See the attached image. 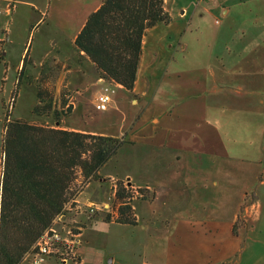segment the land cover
Wrapping results in <instances>:
<instances>
[{
    "label": "crops",
    "instance_id": "0c3cea01",
    "mask_svg": "<svg viewBox=\"0 0 264 264\" xmlns=\"http://www.w3.org/2000/svg\"><path fill=\"white\" fill-rule=\"evenodd\" d=\"M45 1L0 0V10L12 3L0 13L1 82L12 92L24 62L32 86L43 63L60 64L55 98L68 93L73 109L48 126L124 140L98 175L147 195L132 206L136 225L80 232V264H91L92 242L98 257L106 251L108 228L125 233L115 243L133 264H264V0H164L171 22L143 35L131 91L104 82L74 47L102 0ZM105 86L111 101L97 111Z\"/></svg>",
    "mask_w": 264,
    "mask_h": 264
},
{
    "label": "trees",
    "instance_id": "16d2710c",
    "mask_svg": "<svg viewBox=\"0 0 264 264\" xmlns=\"http://www.w3.org/2000/svg\"><path fill=\"white\" fill-rule=\"evenodd\" d=\"M164 0H102L90 13L74 40V47L93 63L99 78L131 91L145 32L169 24ZM0 58L1 52H0ZM24 62L15 90L25 75ZM60 64L47 61L35 80L36 104L31 113L59 121L69 109L52 105ZM50 85V89L46 86ZM69 94L61 92L62 104ZM68 107V106H67ZM8 116L5 114V120ZM2 142L0 182V264H20L52 221L74 200L80 184L98 178V171L125 143L122 139L51 128L20 119L8 121ZM81 180L79 181V179ZM113 221L136 225L131 201L147 197L122 180L115 183ZM134 192H137L135 195Z\"/></svg>",
    "mask_w": 264,
    "mask_h": 264
},
{
    "label": "rangeland",
    "instance_id": "374dc122",
    "mask_svg": "<svg viewBox=\"0 0 264 264\" xmlns=\"http://www.w3.org/2000/svg\"><path fill=\"white\" fill-rule=\"evenodd\" d=\"M47 2V0L45 1ZM28 36V33H27ZM37 36V35H36ZM27 43V50L28 47L30 46L32 36H29ZM25 70V75H27V72L29 73V69H27L26 66L23 68ZM32 87L31 83H27L26 81L22 80V83L20 84V89L22 88L20 92V97L17 99V93L15 90V85H13L12 92H10V81H4V83L1 82L0 80V182L2 179V142H3V136H4V127L7 123V120H13V119H20L26 122L31 123L33 120L39 121V124L42 125H53L54 124V118L51 116L46 117V116H37L31 113L32 108L36 104V97L34 98V95H32ZM47 89H50V85L46 86ZM63 92V90H62ZM72 97V95H71ZM64 104H62V97L55 98V83H54V92H53V98H52V105L55 107V109L60 110L63 108L69 109V113L73 109V104L71 102L74 101L73 99H64ZM68 106V107H67ZM69 113L66 115L68 116ZM5 114L8 116V119L5 120ZM66 116H61V118L66 117ZM40 119H37V118ZM59 119V120H60ZM35 124V123H33ZM102 176H98V178L94 180H90L89 182H84L80 184V190L83 194L87 195L90 197L92 200V204L108 201L111 203L112 209L115 210L116 205L114 204V199L113 201L110 199L113 194V190L111 189L112 181L116 180L119 181L121 179H104L100 178ZM81 178L79 179V181ZM125 180V179H123ZM122 180V181H123ZM80 192V193H81ZM79 193V194H80ZM78 194V196H79ZM146 194V193H145ZM78 198V197H77ZM142 201L141 198L133 199L130 203L131 206L135 207L138 202ZM79 205H85L82 204V202H78ZM82 208V209H81ZM83 207L78 208H70L68 211L65 212V224L72 226V227H77L79 228L80 232L88 225L94 224L97 221H104V222H114V214H107L105 212H95V213H88L87 211H84ZM134 210V208H133ZM109 230L104 231V239L105 241L108 242L106 246V251H103L102 256L98 257V250L96 249L97 246H94L93 242L90 245H87L86 248H84V254L87 260L91 264H133L136 260L137 257L136 255L133 257V255L128 254L127 250L123 247L116 246V241L115 239L120 238L119 234H117L115 229L108 228ZM119 232V231H118ZM120 233V232H119ZM91 234V235H90ZM122 235H125L124 232L120 233ZM88 236L91 237H97L98 234L96 232V229L91 227V230L87 232ZM99 239V238H97ZM97 239H93V241H97ZM101 239V236H100ZM102 240V239H101ZM100 240V241H101ZM115 257L114 262L111 260ZM94 262V263H92Z\"/></svg>",
    "mask_w": 264,
    "mask_h": 264
},
{
    "label": "built area",
    "instance_id": "2783aa9c",
    "mask_svg": "<svg viewBox=\"0 0 264 264\" xmlns=\"http://www.w3.org/2000/svg\"><path fill=\"white\" fill-rule=\"evenodd\" d=\"M12 10V3L7 2L3 10H0L1 14L9 16ZM113 90L108 86H105L96 98L94 108L97 111H105L111 101V94ZM124 186H131L132 190L135 191L137 188L132 187L130 182L123 180ZM115 183L116 180L112 181L111 189L113 190L112 201L115 194ZM77 193L74 200L69 202L64 207L63 214L57 216L51 223V225L43 232L38 238L36 243L32 246L30 251L25 255L20 264H44L48 260H54L59 264H80V258L78 254V248L80 246V230L77 227H72L65 224V212L70 208L83 207L84 211L88 213L105 212L107 214H113L111 203L108 201L79 205L77 202ZM137 195V192H134ZM136 199V198H134ZM82 209V208H81Z\"/></svg>",
    "mask_w": 264,
    "mask_h": 264
}]
</instances>
